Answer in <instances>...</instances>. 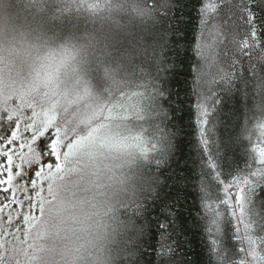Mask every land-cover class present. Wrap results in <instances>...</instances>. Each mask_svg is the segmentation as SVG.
Here are the masks:
<instances>
[{"label": "snow or ice", "instance_id": "1", "mask_svg": "<svg viewBox=\"0 0 264 264\" xmlns=\"http://www.w3.org/2000/svg\"><path fill=\"white\" fill-rule=\"evenodd\" d=\"M175 3L112 0L106 7L127 8L141 19L159 23L174 18ZM33 6L41 7L38 2ZM70 8L68 0L63 9ZM193 8L198 34L186 41L179 30L171 37L166 30L156 59L158 63L163 59L165 48L173 52L170 68L174 70L183 43L190 60L187 103L201 148L199 160H194L189 170V183L194 199L200 201L198 215L206 222L202 235L210 237L205 239L207 264H264V0H194ZM217 20L225 23L214 26L212 42L204 43V30ZM103 43L105 55L116 61L113 85L105 91L103 107L93 101L90 88L78 73L61 83V70L77 55L65 47L43 58L29 89L35 90L40 100L33 98L19 105L13 100L12 107L0 108V264H36L51 221L60 220L53 226L59 233L65 215L77 208L83 212L82 224L95 218L101 229L99 239L111 232L115 247L108 252L109 264L118 260L124 264L122 258L128 251L122 237L127 224L110 200L96 199L101 157L111 159L108 176L112 184L123 185L125 169L131 172L142 164L154 165L157 172L149 176L145 189L153 194V200L159 197V173L170 166L176 148L172 142L176 132H167L166 127L172 125L173 106L182 101L179 97L174 101L164 84L152 82L143 86V92L133 93L137 103L127 105V90L135 76L128 68L138 49L126 47L118 35L106 37ZM95 44L90 40L86 47ZM224 95L234 103L224 119L223 135L212 140L207 125L219 119ZM145 111L154 130L164 133L157 144L165 147L153 156L143 147ZM98 112L104 123L97 122ZM81 189L91 196L79 197ZM205 200H214L218 206L205 204ZM86 203L89 210H85ZM134 203L137 208L142 206ZM119 205L125 206L124 201ZM165 208L161 215L169 221L173 206ZM105 218L111 225L101 222ZM157 229L160 264H177L174 245L169 242L174 222H158Z\"/></svg>", "mask_w": 264, "mask_h": 264}, {"label": "trees", "instance_id": "2", "mask_svg": "<svg viewBox=\"0 0 264 264\" xmlns=\"http://www.w3.org/2000/svg\"><path fill=\"white\" fill-rule=\"evenodd\" d=\"M41 5L36 8V3ZM68 0H3L0 2V20L11 34V39L0 43V89L3 96L0 98V108L12 107L14 100L17 105L31 99L40 100L35 90L30 86L35 80L43 58L53 53H59L63 48H72L77 52L68 66L61 70V83L72 79L74 73H78L81 80L90 88L93 101L101 107L106 103L105 91L113 85L115 75L113 68L116 61L105 55L104 39L118 35L124 40L126 47H136L128 71L134 73L132 87L128 89L127 105L137 103L133 97L135 92H143L144 85L155 82L164 84L172 93V99L179 101L174 107L172 125L166 127L167 132L175 131L172 138L176 148L172 150L170 166H166L159 173L162 186L158 187V199L153 200L152 193L145 189L146 181L150 175H155L157 170L154 165L142 164L131 172L134 175V194L124 200V205L117 206V215L125 220L127 228L122 240L127 247L128 254L122 259L124 264H160L161 257L157 256L156 247L159 234L158 222H174L175 230L170 232L171 241L177 264H207L208 256L206 240L203 237V222L199 215V203L194 199L195 192L189 183V170L193 167V161L199 160L201 145L197 143L198 137L194 134V117L189 118L187 93L191 88V76L189 75V57L184 52V44L181 43V53L177 66L170 68L173 52L166 48L163 50V59L158 63L156 57L161 54L159 45L165 43L162 40L167 30L171 37L172 32L179 30L186 41H190L193 35L198 34L196 25V12L193 8L194 0H176L174 18L168 22L155 23L151 19H141L133 12L125 9H108L107 4L112 0H71V8L63 9V4ZM214 2V0H213ZM225 21H210L209 28L204 30V43H211L213 39V27L224 24ZM227 33V30H226ZM96 41L95 47H86L89 42ZM108 50H111L109 44ZM240 66L237 65V74ZM224 105L219 112V119L214 120L209 128V137L216 140L223 135L224 119L230 113L234 101L228 95L223 96ZM106 114V113H103ZM98 112L96 120L104 123ZM215 126V127H214ZM143 147L148 156H153L165 144H157V140L164 133L156 132L150 114L144 113ZM165 128V125H161ZM156 144V149L152 145ZM215 150V145L212 146ZM104 157H101V161ZM100 164L99 185L100 191L97 197H103L106 191L112 187L108 176V166ZM90 196H87L89 198ZM139 202L142 206L137 208L133 202ZM102 202L103 200H97ZM218 205L214 200L204 201ZM173 206L169 213V221H165L161 215L165 206ZM235 223V221H233ZM16 231V229H13ZM155 234V238H154ZM44 249L48 246L47 240L43 242ZM117 264H120L119 260Z\"/></svg>", "mask_w": 264, "mask_h": 264}, {"label": "clouds", "instance_id": "3", "mask_svg": "<svg viewBox=\"0 0 264 264\" xmlns=\"http://www.w3.org/2000/svg\"><path fill=\"white\" fill-rule=\"evenodd\" d=\"M3 2V0H0ZM11 3V0H8ZM11 34L3 26L0 20V43L10 40ZM123 185L117 183L109 188L103 197H96L97 200H110L116 207L120 201H124L134 194V175L128 172L122 174ZM79 197L87 199V193H79ZM85 210L88 209L87 203ZM72 217H76L73 219ZM65 222L61 226V231L56 232L54 225L60 223L59 219H53L49 225L50 232L47 240V247L39 253L36 264H109L107 255L115 245L112 243V234L103 239L101 229L96 226L95 218L85 220L83 224V212L79 208L71 210L65 215ZM111 225V220L105 218L101 221Z\"/></svg>", "mask_w": 264, "mask_h": 264}, {"label": "rangeland", "instance_id": "4", "mask_svg": "<svg viewBox=\"0 0 264 264\" xmlns=\"http://www.w3.org/2000/svg\"><path fill=\"white\" fill-rule=\"evenodd\" d=\"M3 96V90L2 89H0V98ZM97 122H99L100 123V121H97ZM111 161V159H102V161L100 160V162H101V165H103L104 167H101V168H107L105 165H107L109 162ZM99 162V163H100ZM99 168H100V164H98V171H99ZM93 179L95 180V179H97V177H93ZM98 179H99V181H100V177H98ZM99 191H100V185H99ZM98 191V192H99ZM98 192L96 193V197H97V194H98ZM79 193H86V192H84L83 191V189H81L79 192H78V194ZM88 194V196H91V193H87ZM16 211H19V209L17 208L16 209ZM25 211H27V209H25ZM36 214H38V212L36 213ZM13 216H15V212L13 213Z\"/></svg>", "mask_w": 264, "mask_h": 264}]
</instances>
